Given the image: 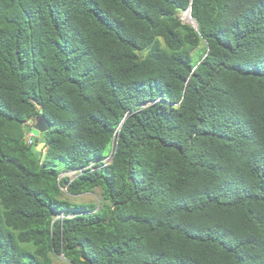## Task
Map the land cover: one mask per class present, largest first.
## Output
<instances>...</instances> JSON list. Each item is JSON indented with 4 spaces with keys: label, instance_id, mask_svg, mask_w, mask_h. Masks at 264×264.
<instances>
[{
    "label": "trees",
    "instance_id": "trees-1",
    "mask_svg": "<svg viewBox=\"0 0 264 264\" xmlns=\"http://www.w3.org/2000/svg\"><path fill=\"white\" fill-rule=\"evenodd\" d=\"M60 258L264 264V0H0V264Z\"/></svg>",
    "mask_w": 264,
    "mask_h": 264
},
{
    "label": "water",
    "instance_id": "water-1",
    "mask_svg": "<svg viewBox=\"0 0 264 264\" xmlns=\"http://www.w3.org/2000/svg\"><path fill=\"white\" fill-rule=\"evenodd\" d=\"M193 22V21H192ZM49 128V124L44 118L43 115H37L35 117V123L31 126H27L25 128V132L28 134H31L32 138L34 139L36 136H38V142L32 143L30 145V149L32 152H34V157L37 160L41 150L43 149L45 142H44V137L43 133Z\"/></svg>",
    "mask_w": 264,
    "mask_h": 264
},
{
    "label": "rangeland",
    "instance_id": "rangeland-1",
    "mask_svg": "<svg viewBox=\"0 0 264 264\" xmlns=\"http://www.w3.org/2000/svg\"><path fill=\"white\" fill-rule=\"evenodd\" d=\"M182 19H183L184 21H189V16H188V14L184 13L183 16H182ZM31 124H32V121L30 122V126H31ZM30 137H31V134L26 133V138H27V140H28V138H30ZM98 192H99V190H96V191H94V192H85V193L81 194L80 196H78V197H76V198L71 197V196H70V197H71L72 199H77V200H80V201H94V202H97V199H98V198H97V194H98ZM60 260L63 261L62 258H60ZM61 263L65 264L64 261L61 262Z\"/></svg>",
    "mask_w": 264,
    "mask_h": 264
},
{
    "label": "built area",
    "instance_id": "built-area-1",
    "mask_svg": "<svg viewBox=\"0 0 264 264\" xmlns=\"http://www.w3.org/2000/svg\"><path fill=\"white\" fill-rule=\"evenodd\" d=\"M30 141H31L30 138H28V142H30ZM61 175H65V176L69 177L70 179H72L75 175V171L74 170L68 171L66 173H62Z\"/></svg>",
    "mask_w": 264,
    "mask_h": 264
}]
</instances>
